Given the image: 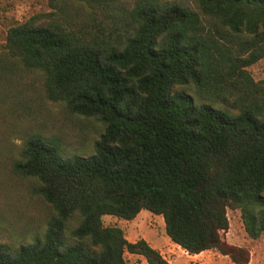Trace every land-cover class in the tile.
<instances>
[{
    "label": "trees",
    "instance_id": "16d2710c",
    "mask_svg": "<svg viewBox=\"0 0 264 264\" xmlns=\"http://www.w3.org/2000/svg\"><path fill=\"white\" fill-rule=\"evenodd\" d=\"M54 8L10 26L3 50L41 74L46 98L103 131L88 155L65 154L59 135L37 129L16 156L0 146V163L35 179L52 209L30 242L0 241V264H126L125 251L171 264L103 225L105 214L129 220L142 209L187 253L216 249L248 264L247 249L220 232L227 208L250 238L264 232V80L248 70L264 57V0H133L111 28Z\"/></svg>",
    "mask_w": 264,
    "mask_h": 264
},
{
    "label": "rangeland",
    "instance_id": "374dc122",
    "mask_svg": "<svg viewBox=\"0 0 264 264\" xmlns=\"http://www.w3.org/2000/svg\"><path fill=\"white\" fill-rule=\"evenodd\" d=\"M133 0L87 2L85 0H0V60H4L2 80L9 84L0 92V146L18 154L25 130L37 129L45 134H56L62 139L65 154L88 155L103 131V125L94 118L70 113L62 101L46 98L42 77L38 71H24L17 61L6 57L3 45L8 28L38 13L54 10L59 5L75 22H88L111 28L120 23V12ZM191 3L194 0H183ZM55 5V6H54ZM108 11V17H107ZM76 19H74V18ZM11 69V73L8 72ZM255 80H264V57L248 67ZM173 90H185L195 96L191 85H176ZM35 179H22L0 163V241L11 245L25 244L41 235L51 213L50 206L36 193ZM228 229L220 232L226 243L245 247L248 264H264V232L250 238L243 228L240 211L227 208ZM104 226H118L129 241L145 239L171 264H235L228 255L216 249L189 254L165 233L161 215L142 209L133 219L105 214ZM126 264H148L142 255L124 252Z\"/></svg>",
    "mask_w": 264,
    "mask_h": 264
}]
</instances>
